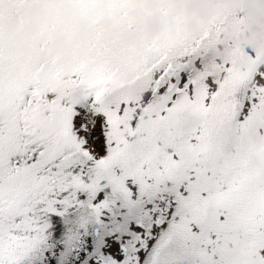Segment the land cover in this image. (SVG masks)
<instances>
[{"label":"snow or ice","instance_id":"obj_1","mask_svg":"<svg viewBox=\"0 0 264 264\" xmlns=\"http://www.w3.org/2000/svg\"><path fill=\"white\" fill-rule=\"evenodd\" d=\"M31 2L0 0V264H264V43L216 54L209 18L137 45L135 0H39L32 51Z\"/></svg>","mask_w":264,"mask_h":264},{"label":"bare ground","instance_id":"obj_2","mask_svg":"<svg viewBox=\"0 0 264 264\" xmlns=\"http://www.w3.org/2000/svg\"><path fill=\"white\" fill-rule=\"evenodd\" d=\"M167 1L176 7L167 9ZM201 5L207 7L203 10ZM126 14L130 22L123 26L121 36L137 45L166 28L199 32L209 18L223 21L220 28L222 38L217 41L216 54L229 51V40L241 47L264 43V0H227L225 6L219 7L209 6L204 0H135L127 7ZM112 21L113 13L106 11L100 25L107 26ZM239 65L242 71L247 69L246 61L240 60ZM250 137L256 140L259 134L253 130Z\"/></svg>","mask_w":264,"mask_h":264},{"label":"water","instance_id":"obj_3","mask_svg":"<svg viewBox=\"0 0 264 264\" xmlns=\"http://www.w3.org/2000/svg\"><path fill=\"white\" fill-rule=\"evenodd\" d=\"M227 0H219L217 5H214L212 0H204L206 4L209 6H225ZM229 1V0H228ZM240 2H245V0H239ZM176 7L174 3L171 1L166 2V8H172ZM207 6H200L201 9H205ZM133 8L136 9L135 6ZM106 12L100 14L96 17V23L100 24L101 20ZM67 15H71V9L70 7L66 10ZM151 14H148L149 16ZM46 12L43 5L39 2V0H32L31 3H29L26 6V14L14 19H11L8 22V27L13 31L14 33V39L17 43V45L21 48H30L32 51H35V44L30 43L29 38L33 33H35L36 29L38 28V25L45 19ZM152 16V15H151ZM90 21L85 17H79L76 20V30L83 33L85 32L89 27ZM64 32L62 30L57 31L55 34V39L57 41H62L64 37Z\"/></svg>","mask_w":264,"mask_h":264}]
</instances>
